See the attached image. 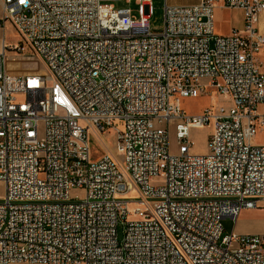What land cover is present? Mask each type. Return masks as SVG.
Wrapping results in <instances>:
<instances>
[{
	"label": "built area",
	"instance_id": "built-area-1",
	"mask_svg": "<svg viewBox=\"0 0 264 264\" xmlns=\"http://www.w3.org/2000/svg\"><path fill=\"white\" fill-rule=\"evenodd\" d=\"M118 1L133 0H2L20 38L0 50V264H264V233L223 225L264 208V0L165 3L159 30L152 0ZM219 7L244 26L217 34ZM8 49L48 70L13 72ZM215 92L230 105L182 106Z\"/></svg>",
	"mask_w": 264,
	"mask_h": 264
},
{
	"label": "rangeland",
	"instance_id": "rangeland-1",
	"mask_svg": "<svg viewBox=\"0 0 264 264\" xmlns=\"http://www.w3.org/2000/svg\"><path fill=\"white\" fill-rule=\"evenodd\" d=\"M183 2H190L192 0H182ZM117 7H128L133 10L135 15L138 14V4L135 0L131 3L126 1H118L115 3ZM153 15L150 19V26L152 30L162 29L164 24V6L165 0H153ZM3 14L2 0H0V50L3 48V40H6L7 45H16L19 41V34L9 24H4L1 20ZM7 62L11 70L19 74L30 73H46L48 70L43 61L37 55H23L15 54L14 50L8 49ZM224 104L229 106L228 97L220 95L218 92L212 95H204L199 98H185L182 102L183 108L191 115H198L204 111L206 107L217 106ZM264 109V106H261ZM213 131V124L197 127L192 130L191 138L192 153L205 154L208 151V137ZM91 144L96 156L103 154H110L113 158L120 160L121 153L117 149L116 139L114 132H110L105 137L100 136L95 130L91 129ZM257 142H264V134L258 133L255 137ZM179 147L175 134L171 138L170 151L172 154H177ZM76 192V191H75ZM5 195V185L0 181V199ZM224 232L232 233H264V208L245 209L241 212L238 221L235 222L231 218L223 220ZM124 224H119V238L122 240L124 236ZM13 264H40L28 262H16Z\"/></svg>",
	"mask_w": 264,
	"mask_h": 264
},
{
	"label": "crops",
	"instance_id": "crops-1",
	"mask_svg": "<svg viewBox=\"0 0 264 264\" xmlns=\"http://www.w3.org/2000/svg\"><path fill=\"white\" fill-rule=\"evenodd\" d=\"M153 1V0H152ZM199 0H192L188 3L182 0H165V3L177 6V5H191L198 3ZM244 26V12L242 9H227L219 7L215 13V32L220 35H228L235 28H242ZM259 27L264 31V13L261 15ZM261 60L264 62V53L261 56Z\"/></svg>",
	"mask_w": 264,
	"mask_h": 264
}]
</instances>
